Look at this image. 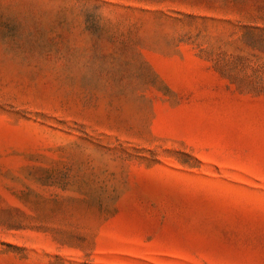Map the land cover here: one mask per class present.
Wrapping results in <instances>:
<instances>
[{
  "label": "rangeland",
  "instance_id": "374dc122",
  "mask_svg": "<svg viewBox=\"0 0 264 264\" xmlns=\"http://www.w3.org/2000/svg\"><path fill=\"white\" fill-rule=\"evenodd\" d=\"M0 264H264V0H0Z\"/></svg>",
  "mask_w": 264,
  "mask_h": 264
}]
</instances>
